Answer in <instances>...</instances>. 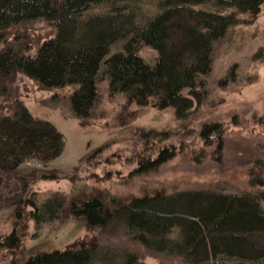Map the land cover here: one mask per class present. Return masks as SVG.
<instances>
[{
    "label": "trees",
    "instance_id": "trees-1",
    "mask_svg": "<svg viewBox=\"0 0 264 264\" xmlns=\"http://www.w3.org/2000/svg\"><path fill=\"white\" fill-rule=\"evenodd\" d=\"M263 4L264 0H0V76L20 73L43 89L72 87L70 110L78 118L91 115L102 80L110 93L122 94L128 103L171 107L182 118L194 101L199 104L207 95L205 76L211 69L213 44L240 22V15L254 17ZM38 20L54 34L33 56L5 48L12 26ZM145 46L156 52L151 62L139 55ZM262 52L264 56V48ZM0 114V201L8 205L14 200V227L0 236V249H19L30 218L36 226L71 218L89 229H120L129 241L178 256L185 264H264V240L259 243L264 238V188L235 194L158 192L129 200L86 190L69 200L54 195L25 212L30 200L13 194L12 184L21 188L32 178L55 176L39 175L40 169L23 175L20 166L28 159L47 165L62 152L63 136L20 102ZM211 129L215 126L203 135ZM171 157L163 151L141 166L151 168ZM111 253L114 250L102 249L96 238L81 239L63 249L31 253L21 264L113 263ZM115 255L120 264H143L128 249Z\"/></svg>",
    "mask_w": 264,
    "mask_h": 264
},
{
    "label": "rangeland",
    "instance_id": "rangeland-1",
    "mask_svg": "<svg viewBox=\"0 0 264 264\" xmlns=\"http://www.w3.org/2000/svg\"><path fill=\"white\" fill-rule=\"evenodd\" d=\"M239 20L213 44L211 69L205 76L207 95L199 104L194 101L182 118L176 117L171 107L128 103L122 94L109 92L106 80L97 83L98 97L91 115L78 118L70 110L72 87L43 89L20 73L0 76L1 113H9L15 102H20L34 117L52 124L64 140L62 152L47 165L33 159L21 164L23 175L26 170L40 169L39 175L55 176L32 178L21 188L12 184L13 194L30 200L25 212L54 195L69 200L86 190L123 200L158 192L213 190L235 194L262 190L264 4L258 15H240ZM53 34L46 22L38 20L12 26L4 44L33 56ZM139 55L151 62L156 52L145 46ZM214 126L215 131L203 135ZM163 151L172 157L151 168L141 166ZM13 204L14 200L8 205L0 201L1 237L14 227ZM92 238L102 249L114 250L113 263L93 264H120L115 254L122 249L132 251L143 264H185L178 256L149 251L129 241L120 229H89L71 218L39 226L30 218L19 249H0V264H21L31 253L63 249L77 240Z\"/></svg>",
    "mask_w": 264,
    "mask_h": 264
}]
</instances>
